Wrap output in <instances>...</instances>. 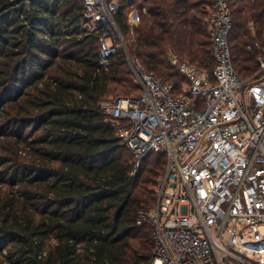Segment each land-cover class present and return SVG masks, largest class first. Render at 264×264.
Instances as JSON below:
<instances>
[{"label": "trees", "instance_id": "obj_1", "mask_svg": "<svg viewBox=\"0 0 264 264\" xmlns=\"http://www.w3.org/2000/svg\"><path fill=\"white\" fill-rule=\"evenodd\" d=\"M118 1L125 47L99 70L81 0H0V264H141L153 253L137 215L155 202L166 157L137 163L101 103L141 91L128 58L175 94L188 79L172 57L213 71V0ZM229 5L233 63L248 78L264 0Z\"/></svg>", "mask_w": 264, "mask_h": 264}, {"label": "built area", "instance_id": "obj_2", "mask_svg": "<svg viewBox=\"0 0 264 264\" xmlns=\"http://www.w3.org/2000/svg\"><path fill=\"white\" fill-rule=\"evenodd\" d=\"M230 0H213L211 75L177 57L188 79L172 85L129 63L141 91L102 101L101 109L139 163L166 157L155 202L137 222L150 223L154 249L141 264H264V45L258 68L242 78L229 43ZM85 25L98 35L99 70H107L125 39L115 14L118 0H81ZM146 11V8H143ZM132 8L129 22L138 24Z\"/></svg>", "mask_w": 264, "mask_h": 264}, {"label": "rangeland", "instance_id": "obj_3", "mask_svg": "<svg viewBox=\"0 0 264 264\" xmlns=\"http://www.w3.org/2000/svg\"><path fill=\"white\" fill-rule=\"evenodd\" d=\"M262 43H264L263 41H261ZM174 57H176V56H174ZM174 57H172V59L174 58ZM178 58V57H177ZM180 59V58H179ZM254 59H255V62L257 63V55L256 56H254ZM180 60H182V59H180ZM184 61V60H183ZM233 62H234V60H233ZM173 63V62H172ZM174 64V63H173ZM175 65V64H174ZM193 65V64H192ZM234 65H235V63H234ZM128 66H129V68H130V63L128 64ZM199 72H201V73H206L207 75H211V73H212V69H206V68H203V67H198L197 65H193ZM175 67L178 69V67H177V65H175ZM235 67H236V65H235ZM214 69V68H213ZM237 69V68H236ZM246 75V74H245ZM180 87H178L176 90H177V92H182L183 91V89H184V87H186V85H184V83H181L180 85H179ZM111 97H115V96H110V98ZM154 204V203H153ZM152 206V205H151ZM150 206V207H151ZM150 207H148V208H150Z\"/></svg>", "mask_w": 264, "mask_h": 264}]
</instances>
